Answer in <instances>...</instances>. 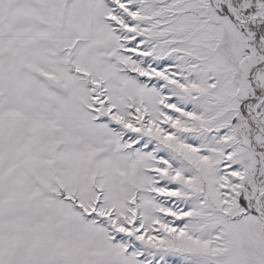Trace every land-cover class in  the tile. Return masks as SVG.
<instances>
[{"label":"snow or ice","instance_id":"snow-or-ice-1","mask_svg":"<svg viewBox=\"0 0 264 264\" xmlns=\"http://www.w3.org/2000/svg\"><path fill=\"white\" fill-rule=\"evenodd\" d=\"M0 264H264V0H0Z\"/></svg>","mask_w":264,"mask_h":264}]
</instances>
